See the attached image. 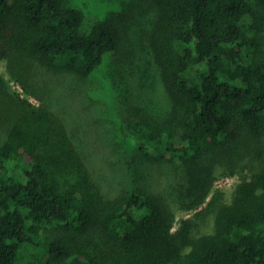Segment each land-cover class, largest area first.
Wrapping results in <instances>:
<instances>
[{"label":"trees","instance_id":"trees-1","mask_svg":"<svg viewBox=\"0 0 264 264\" xmlns=\"http://www.w3.org/2000/svg\"><path fill=\"white\" fill-rule=\"evenodd\" d=\"M131 4L150 11L135 34L164 93L122 99L132 147L112 182L37 75L82 88L130 14L85 29L66 0H0V264H264V0ZM152 167L186 199L146 185ZM219 169L238 174L229 196L211 189ZM177 204L204 206L175 225Z\"/></svg>","mask_w":264,"mask_h":264},{"label":"rangeland","instance_id":"rangeland-1","mask_svg":"<svg viewBox=\"0 0 264 264\" xmlns=\"http://www.w3.org/2000/svg\"><path fill=\"white\" fill-rule=\"evenodd\" d=\"M66 1L83 11L85 15L83 28L85 29L95 22L116 18L123 11L130 14V19L126 20L129 41L119 52L106 54L102 63L91 73L82 88L74 84L73 80H65L62 75L43 71L37 75L38 85L43 87L44 97L48 99L45 92L49 93L53 107L64 114L68 120L72 119L76 123L81 136H88L93 164L102 174L115 178L110 180L113 182L121 179L125 171L122 166V153L117 154V152L125 148L130 150L132 147L130 140L121 131V117L129 111L128 105L124 107L122 104V99H129V103L134 105H139L150 98L160 101L163 99V87L157 71L149 62V55L143 51L140 39L135 34V31L140 29L138 25H145L151 14L150 11L144 12L143 16L137 9L133 10L132 0ZM138 21L140 22L137 23ZM128 49L131 52H127ZM0 72L9 79L5 62H0ZM9 82L20 95L27 96L32 102L38 103V100L26 94L18 83L12 80ZM124 165L128 167L127 162ZM149 170L150 172H146V175L152 174L153 180L147 181L146 185L151 184L157 190L163 188L165 192L172 191L171 196L177 198L179 204L180 200L186 199L181 191L177 192V188L172 186V182L168 179L166 181L164 178L166 173L163 174L161 167H152ZM215 174L212 191L219 189L229 196L234 183L239 178L238 174H227L221 169ZM173 185H175L174 182ZM179 204H177L179 208L175 211V225L179 219L193 215L204 206L202 204L188 209L184 205L182 208ZM199 224L201 225L200 221Z\"/></svg>","mask_w":264,"mask_h":264}]
</instances>
